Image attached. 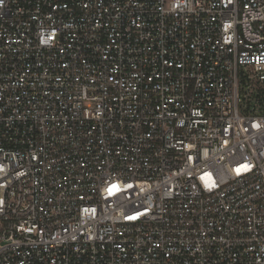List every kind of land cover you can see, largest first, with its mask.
<instances>
[{"label": "built area", "instance_id": "obj_1", "mask_svg": "<svg viewBox=\"0 0 264 264\" xmlns=\"http://www.w3.org/2000/svg\"><path fill=\"white\" fill-rule=\"evenodd\" d=\"M0 264H264V0H0Z\"/></svg>", "mask_w": 264, "mask_h": 264}, {"label": "snow or ice", "instance_id": "obj_2", "mask_svg": "<svg viewBox=\"0 0 264 264\" xmlns=\"http://www.w3.org/2000/svg\"><path fill=\"white\" fill-rule=\"evenodd\" d=\"M129 187H131V186H129ZM120 189H119V187L117 186V185H112V186H110L108 189H107V191H108V194L109 195H113L115 192H117V191H119ZM135 217H130V219H134Z\"/></svg>", "mask_w": 264, "mask_h": 264}]
</instances>
